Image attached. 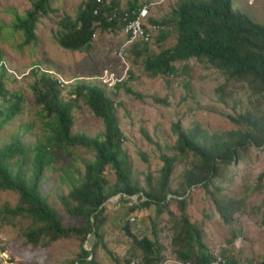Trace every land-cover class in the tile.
<instances>
[{
  "label": "rangeland",
  "instance_id": "1",
  "mask_svg": "<svg viewBox=\"0 0 264 264\" xmlns=\"http://www.w3.org/2000/svg\"><path fill=\"white\" fill-rule=\"evenodd\" d=\"M36 1L0 0V79L12 96L8 101L1 100L0 105L4 109L15 104V96L23 100L20 114L10 120L0 133V148L16 140L30 149L39 143L46 144L52 127L48 124H53V120L36 104L34 92V86L44 74L64 82L60 88L62 99L74 106L71 136L95 138L105 131L103 121L94 115L83 99L76 100V85L86 83L105 90L116 106L118 126L124 136L123 151L130 164L132 178L144 192L147 180L154 185L159 179L162 154L176 157L171 176L172 190L182 189L185 171L196 163L191 155L181 157L174 150L177 139L173 131L175 124L182 130L196 128L208 137L221 136L243 128L234 124L231 117L246 112L264 115V96L253 94L246 82L229 78L207 61L193 58L176 63L178 72L175 75L150 76L144 69L147 54L138 58L133 52L134 46L124 47L121 30L97 28L90 46L76 51L63 49L56 41L62 32L60 23L68 16L74 19L87 0H53V13L37 24V44L23 46L24 35L16 31V19L25 17ZM133 1L105 0V3L116 4L125 10ZM138 1L142 6L145 2L157 4L150 9L149 18L161 22L171 19L180 0ZM232 1L234 12L264 26V0ZM164 30L168 38L163 43H158L161 32H157L148 45L136 46L141 51L147 48L149 55L175 46V30L172 27ZM1 65L5 67V73H2ZM109 73L115 74L119 81L114 87L104 84L105 74ZM118 84H125L140 97L127 92L124 86L117 88ZM153 99L164 103H156ZM50 153L54 161L44 172L42 194L65 227H81L82 222L67 213L61 198L67 197L72 186L81 182L84 168L94 160V153L86 148L53 149ZM18 161L19 158L13 160L15 169L19 167ZM33 162L34 156L29 154L23 165L28 174ZM104 176L109 186L115 184L116 178L110 167L105 168ZM215 185L222 189V196L242 202L241 211L234 214L232 223H224L204 189L197 186L184 197L185 214L190 223L204 231V243L217 258L225 254L240 264H263L264 149L251 147L222 171V177L215 179ZM131 199L133 202H123L116 195L104 204L106 221L101 229L102 243L97 244L94 255L96 264H126L132 254L139 256L131 237L123 230L127 220V231L137 238L152 239V228H155L163 247L162 264H183L171 245L179 214L178 202L168 203V211L173 215L171 218L165 212L157 217L154 207L132 211L130 208L139 202ZM18 203L19 196L13 191H0V264H71L80 254L81 247L90 252L91 237L85 243L70 238L48 246L47 241H42L39 247L28 244L24 235L32 222L5 213L6 209L14 210Z\"/></svg>",
  "mask_w": 264,
  "mask_h": 264
},
{
  "label": "trees",
  "instance_id": "2",
  "mask_svg": "<svg viewBox=\"0 0 264 264\" xmlns=\"http://www.w3.org/2000/svg\"><path fill=\"white\" fill-rule=\"evenodd\" d=\"M52 1L37 0L25 17H17L15 29L24 35L23 46L37 44V24L40 19L53 13ZM142 5L138 0H134L128 9L122 10L116 4H106L105 0L100 3L97 0H87L80 6L74 19L68 16L60 23L62 32L56 39L57 44L69 51L83 50L91 45L97 28L103 31L121 30L122 20L108 21L113 12L121 16L125 12L141 9L144 7ZM94 11L98 12L97 15H94ZM148 24L159 27L161 35L158 43H163L168 38L164 29L172 27L177 35L176 45L162 50L159 54L149 55L147 48L141 51L138 46L133 45V52L138 58L147 54L144 69L150 76L175 75L178 72L176 63L196 58L199 61H207L233 80L246 82L253 94L264 96V26L244 14L234 12L232 0H180L172 12L171 19L159 22L149 18ZM1 71H6L3 65ZM122 86L127 92L134 94L125 84H118L117 88ZM34 92L36 104L53 120V124H48L52 127L46 144L39 143L34 149H30L20 140H16L0 148V191H13L19 196L17 207L14 210L6 209L5 213L13 218L22 217L32 222V226L24 235L28 244L39 247L42 241H47L48 246L70 238L85 243L87 238L91 237L90 252L81 247L80 254L71 264H96L94 255L97 244L102 243L101 229L106 221L104 204L116 195H119L123 202H133L131 198L137 195L139 203L130 210L154 207L157 217L165 212L173 218L172 213L168 211V203L178 202L179 214L176 217L171 245L180 262L240 264L229 255L222 254L221 260L214 256L204 243V231L190 223L185 214L184 197L190 189L202 187L221 220L227 224L233 222L234 214L241 211L243 203L222 196V189L215 185V179H221L222 171L234 164L235 160L251 147L264 149V115L255 116L246 112L231 117L230 120L234 124L243 128L228 131L221 136L208 137L196 128L182 130L175 124L173 131L177 139L174 150L181 157L191 155L196 159V163L192 169L185 171L182 189L172 190L171 176L176 157L162 154L163 165L159 170V179L154 185L147 180L144 192L132 178L131 167L123 151L124 136L118 126L116 106L105 90L86 83L77 84L74 90L76 100L83 99L84 104L104 123L105 131L95 138L85 135L71 136L74 106L72 102L62 99V92L55 78L44 74L34 86ZM10 98V92L0 79V102ZM14 98L15 104L8 108L3 109L0 105V133L10 120L21 112L23 100L20 96ZM153 100L156 103H164L159 99ZM74 148H86L94 153V160L84 168L81 182L72 186L67 197L61 198L67 213L82 222V226L78 228L65 227L42 194L44 172L54 161L50 152L53 149ZM29 154H33L34 162L28 174L23 165L27 162ZM16 158H19L17 169L13 167V160ZM106 167L112 169L116 178L112 186H109L104 176ZM262 208L264 216V201ZM123 230L125 231L124 228ZM125 232L139 251V256L137 253L132 254L126 264H132L134 259L138 261L136 264H162L163 247L155 228H152V239L137 238L129 231Z\"/></svg>",
  "mask_w": 264,
  "mask_h": 264
},
{
  "label": "built area",
  "instance_id": "3",
  "mask_svg": "<svg viewBox=\"0 0 264 264\" xmlns=\"http://www.w3.org/2000/svg\"><path fill=\"white\" fill-rule=\"evenodd\" d=\"M102 0H97L100 3ZM157 4L150 3L142 7L139 10H131L125 12L121 16L117 12H113L111 17H108V21L112 20H122L121 34L124 37L125 41L123 46L129 47L139 43L149 44L152 40V36L159 32V27L155 25L148 24V19L150 15V9L154 8ZM97 11H94V15H97ZM106 81L104 84H108L109 87H114L119 81L115 78V74L109 73L105 74ZM59 87L64 86V82L57 80ZM221 260V258H219ZM132 264H134L132 262Z\"/></svg>",
  "mask_w": 264,
  "mask_h": 264
},
{
  "label": "water",
  "instance_id": "4",
  "mask_svg": "<svg viewBox=\"0 0 264 264\" xmlns=\"http://www.w3.org/2000/svg\"><path fill=\"white\" fill-rule=\"evenodd\" d=\"M118 197V196H117ZM132 198H134L135 200H137V195L136 196H133ZM128 223H129V220H127L126 222H125V225H124V229H125V231L127 230V225H128Z\"/></svg>",
  "mask_w": 264,
  "mask_h": 264
}]
</instances>
